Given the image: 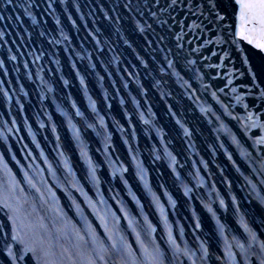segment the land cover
<instances>
[{
    "label": "water",
    "instance_id": "obj_1",
    "mask_svg": "<svg viewBox=\"0 0 264 264\" xmlns=\"http://www.w3.org/2000/svg\"><path fill=\"white\" fill-rule=\"evenodd\" d=\"M0 16V264H264V37L237 0Z\"/></svg>",
    "mask_w": 264,
    "mask_h": 264
},
{
    "label": "snow or ice",
    "instance_id": "obj_2",
    "mask_svg": "<svg viewBox=\"0 0 264 264\" xmlns=\"http://www.w3.org/2000/svg\"><path fill=\"white\" fill-rule=\"evenodd\" d=\"M11 2L12 0H7V3ZM171 2L175 4L176 0H171ZM237 3L240 6L242 22H247L251 25V31H259L261 36L264 37V0H237ZM25 13L31 15L27 8H25ZM0 19H3V16H0ZM140 30L143 31V28L141 27Z\"/></svg>",
    "mask_w": 264,
    "mask_h": 264
}]
</instances>
